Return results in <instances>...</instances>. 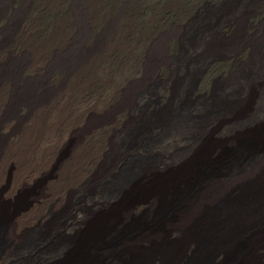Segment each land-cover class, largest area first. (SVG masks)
<instances>
[{
    "label": "rangeland",
    "instance_id": "obj_1",
    "mask_svg": "<svg viewBox=\"0 0 264 264\" xmlns=\"http://www.w3.org/2000/svg\"><path fill=\"white\" fill-rule=\"evenodd\" d=\"M262 141L264 0H0V199L25 224L22 250L81 194L117 195L199 146L211 163L193 186L212 173L208 211L228 196L237 241H252L264 189L244 194L264 184ZM157 207L136 203L125 230ZM253 251L264 264V238Z\"/></svg>",
    "mask_w": 264,
    "mask_h": 264
},
{
    "label": "bare ground",
    "instance_id": "obj_2",
    "mask_svg": "<svg viewBox=\"0 0 264 264\" xmlns=\"http://www.w3.org/2000/svg\"><path fill=\"white\" fill-rule=\"evenodd\" d=\"M251 101L252 96L244 101L238 116L245 115ZM243 134L239 143L260 139L257 131ZM261 144L264 142L257 146ZM211 151L206 146L188 150L166 174L137 181L117 195L103 191L88 197L81 194L61 219L40 229L33 247L24 250L21 244L25 224L15 223L14 211L0 199V264H153L157 259L161 264H182L190 244L196 250L184 264H217L214 259L219 252L227 254L223 264H257L253 246L262 244L264 234L239 243L238 217L234 216L228 196L209 208L214 213L206 206V200L218 199L215 194L202 193L204 181L212 173H205L206 177L195 180L193 186L192 177L201 175L204 166L210 165ZM262 189L264 184L257 185L247 190L244 197H255L257 190ZM136 195L145 197L130 198ZM149 197L158 203L153 217L125 230L126 214ZM250 226L245 222L247 229Z\"/></svg>",
    "mask_w": 264,
    "mask_h": 264
}]
</instances>
